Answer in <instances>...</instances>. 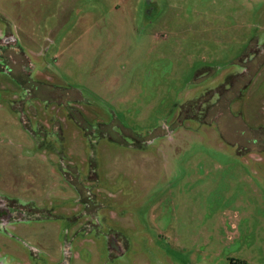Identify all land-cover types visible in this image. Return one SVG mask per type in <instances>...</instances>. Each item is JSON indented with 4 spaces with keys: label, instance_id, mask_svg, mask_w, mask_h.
Wrapping results in <instances>:
<instances>
[{
    "label": "rangeland",
    "instance_id": "rangeland-1",
    "mask_svg": "<svg viewBox=\"0 0 264 264\" xmlns=\"http://www.w3.org/2000/svg\"><path fill=\"white\" fill-rule=\"evenodd\" d=\"M8 32L1 264H264V0H0Z\"/></svg>",
    "mask_w": 264,
    "mask_h": 264
},
{
    "label": "flooded vegetation",
    "instance_id": "flooded-vegetation-1",
    "mask_svg": "<svg viewBox=\"0 0 264 264\" xmlns=\"http://www.w3.org/2000/svg\"><path fill=\"white\" fill-rule=\"evenodd\" d=\"M2 34V33H1ZM16 40L14 35L11 32L3 34V37H0V54L2 58H6L5 54L3 53L4 46H9L15 44ZM7 51V50H6ZM7 59V58H6ZM24 221V218H19L16 214L11 213L9 210L3 208V205H0V226L5 222L11 221ZM113 245V244H112ZM1 264V263H0Z\"/></svg>",
    "mask_w": 264,
    "mask_h": 264
}]
</instances>
